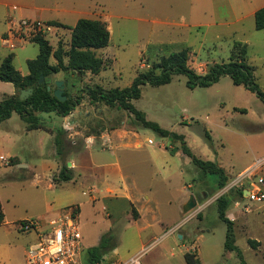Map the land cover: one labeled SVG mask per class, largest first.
<instances>
[{"label": "rangeland", "instance_id": "374dc122", "mask_svg": "<svg viewBox=\"0 0 264 264\" xmlns=\"http://www.w3.org/2000/svg\"><path fill=\"white\" fill-rule=\"evenodd\" d=\"M216 1L219 0H87L86 18L105 22L111 32L109 46L98 51V56L109 65L97 77L86 74L81 79L58 74L67 80L64 91L84 98L85 105H79L73 117L41 114L45 118L44 130L40 131L24 132L25 124L18 115L0 125L2 135L10 132L17 140L16 143L0 140V202L5 213V222L0 226V264H24L27 249L37 240L35 233L18 231V222L48 221L71 207L79 213L84 259L86 251L108 235L112 241L103 256L104 263H125L150 247L142 257V264H187L184 255L188 252L195 253L202 264H240L236 252L224 249L227 227L217 211L221 196L231 200L227 215L234 216L231 220H235L236 245L246 263L264 264V201L254 202L240 194L251 189L256 178H264V169L257 170L256 177H249L248 170L244 171L264 158V103L256 93L234 85L229 76L209 88L191 90L186 86L187 77L178 75L167 85L143 86L142 97L133 101L147 120L184 135L198 158L222 164L228 181L224 188H219L218 177L202 174L182 152L180 142L171 147L179 152L166 150L168 138L134 123L127 111L105 104L95 107L85 92L88 86L105 90L129 87L138 73L160 56L183 48H190V66L205 74L212 65L229 62L233 53L241 50L238 42L247 45V61L255 68L257 82L264 92V30H256L254 19L210 28L191 25L204 16L202 10L209 3L211 22L219 21ZM37 24L30 29L20 27L14 36L30 39L41 32L54 49L60 42L65 49L69 47L70 30ZM16 44L15 49H9L0 41V64L4 53H12L15 68L26 74L27 60L37 58L39 46ZM50 62L54 64V58ZM50 86L52 91L56 89L55 84ZM4 88L7 87L0 90ZM81 110L90 111L91 116L86 124L76 127L79 132L76 135H71L74 131L67 125L73 146L82 141L86 146L90 131L107 133L114 128L138 131L143 146L134 148L133 138L120 142V146L115 144L118 147L113 153L84 147L80 152L59 158L54 142L56 129L69 119L82 121ZM86 126L90 130H84ZM149 139L153 144L148 143ZM126 143L131 146L125 147ZM9 155H17L20 160L7 159ZM73 158L77 167L73 166ZM152 159L155 164H151ZM65 162L72 164L74 179L56 185L51 177L59 174ZM189 184L192 188L185 189ZM108 188L116 191L109 194ZM130 191L134 199L144 203L142 212L141 202L129 204L124 199ZM190 191L197 206L184 213L188 223L176 227V221L181 219L180 204L188 199ZM181 233L184 239L180 238ZM249 240L260 242L261 247L253 249Z\"/></svg>", "mask_w": 264, "mask_h": 264}, {"label": "trees", "instance_id": "16d2710c", "mask_svg": "<svg viewBox=\"0 0 264 264\" xmlns=\"http://www.w3.org/2000/svg\"><path fill=\"white\" fill-rule=\"evenodd\" d=\"M256 30H264V7L255 13L254 17ZM47 26L66 28L71 30V41L67 49L60 42L54 50L49 40L41 32L36 33L29 40L39 46V55L36 59L28 60L27 67L29 74L24 76L14 66V54H9L0 64V81L11 83L17 90L16 95H6L0 101V125L9 120L14 113L26 125L27 130H44L43 117L41 114L54 113L59 118L68 117L76 108L82 104L84 98L78 95H70L64 91L65 101H60L54 96V91L48 90L47 79L61 72L76 75L83 78L90 72L98 75L106 70L109 65L106 60L98 56V51L105 49L110 44L111 32L107 24L101 20L81 18L74 27L66 26L62 23L51 21ZM241 46V50L233 53L227 63L214 64L205 74L197 73L189 64L190 48H183L176 52H171L160 56L157 61L151 63L148 69L138 73L131 86L126 88H114L105 90L100 86L91 87L87 95L91 104H105L115 107L118 110L129 112L133 116L134 123L141 125L145 129L152 130L162 138L171 139L173 143L180 142L182 152L187 155L197 166L202 174L217 176L219 188H224L228 181L225 170L216 162L202 160L198 158L188 146L185 136L162 128L158 123L149 121L146 114L139 110L133 101L142 97V87L150 85L159 87L170 84L175 76L185 75L187 77L186 86L193 90L196 88H209L218 83L222 77L229 76L236 86H244L249 91L256 93L264 103V92L261 90L255 75V68L247 61V45L236 43ZM56 59V65L50 64L51 56ZM41 77L45 82L40 83ZM56 87V86H55ZM32 89L33 93L25 100H20L21 90ZM83 92V91H82ZM68 131L62 126L56 129L55 146L56 155L59 158L66 157L71 152H80L85 147V142H73L68 137ZM101 135L99 132H88L87 136ZM206 137L211 142V137L206 133ZM77 143V145H76ZM167 147V149L172 148ZM15 161V158H12ZM18 162L17 164H19ZM74 179L73 168L68 167L65 162L57 176L52 178L54 184L70 182ZM243 195L244 191H240ZM231 200L227 196H221L217 200V211L219 218L227 227L224 249L226 252H236L240 259V264H247L242 251L236 245L235 223L231 220L227 211ZM5 222V213L0 202V226ZM111 237L103 235L99 244L86 251V258L89 263L99 262L110 249ZM249 244L255 250L260 247V242L249 240ZM187 264H201V260L195 253L188 252L184 255Z\"/></svg>", "mask_w": 264, "mask_h": 264}, {"label": "crops", "instance_id": "0c3cea01", "mask_svg": "<svg viewBox=\"0 0 264 264\" xmlns=\"http://www.w3.org/2000/svg\"><path fill=\"white\" fill-rule=\"evenodd\" d=\"M195 1L196 0H194V2ZM209 4H206V6L204 7V10H202V12L204 13V16H201V17L197 16L198 17V18H196L197 22H193L191 24L193 27L210 28V27H213L216 25L229 26V25H234V24L243 22L244 20L254 19L255 13L259 9L264 7V0H219V1H216L215 2L216 9L217 8L219 9L218 10V16L220 15L221 17L219 16V21L214 22V23L211 22L212 21L211 17H209V16H211V14L213 15V13L208 8ZM86 10H87V0H0V41H1V45L3 47L9 48V49H15L17 47L16 43H19V44L20 43L21 44L32 43L29 39H24V38L21 39V38H17L14 36V32L20 28L19 27L20 22L46 24V23L51 22V21H56V22H59V23L66 25V26L74 27L77 24L79 19L86 18V12H87ZM32 44H35V43H32ZM9 54H12V53H9ZM9 54L4 53V55H2L3 59H1V63L4 60V58L6 56H8ZM14 58H15V55H14ZM52 58H54L53 55L51 56L50 60ZM30 60H33V59H30ZM54 60H55V63L52 64L50 62V64L56 65L57 61L55 58H54ZM13 63H14V61H13ZM27 69H28V67H27ZM20 72L24 76L29 74V70L26 74L22 71H20ZM61 73H64V72H61ZM87 74L92 75L94 77H97L100 73L98 75H93L90 72H87ZM72 77H74V75H72ZM88 79H90V81H93L94 78L89 77ZM57 80L64 81L65 87H66L67 80L64 77H58V74H55L51 77L50 85L55 84V81H57ZM83 81L85 83V82H87V79H84ZM3 86H5L7 88L6 89L4 88V90H0V101L6 95H16L17 94V90L13 84L0 81V87H3ZM91 87H95V86L86 87V90H85L86 95H87V91H90ZM86 97H88V95ZM83 105H85V103L81 104V106H83ZM98 106H99V104L95 105V107H98ZM234 110L238 111L237 108H235ZM75 114H76V112H72L70 114V116L73 117ZM14 115H18V114L14 113L13 116ZM79 115L84 116V119L82 121H79V120H75V121L71 120L70 121V119H69L68 122L62 123V127L64 129H66L67 125H68L69 126L68 128H70L72 131H74V133L71 135L78 134L79 132L76 131V127L79 126L81 123L86 124L87 119H89L91 116L90 111H83V110H81L79 112ZM12 117L9 120H11ZM43 118H45V117H43ZM84 130L88 131V130H90V128L88 126H86L84 128ZM23 131L27 132V133H31V132L40 131V130L29 131V130H27L26 125H25ZM137 132L138 131H126V130H121L120 128H114V129H111L107 133L102 132L101 135L98 137H96L94 135L86 136L87 145L85 146V149L90 150L93 147H98L102 151H112V153H113V152H115V148L118 147V145H116L114 147L115 144H119V146H120V145H122V144H120V142L130 141L133 138L136 139L134 141V145H133L134 148L140 149L143 146V143L139 141L140 138H139V134ZM51 138H53V136H51ZM0 140H2V142H10V143L11 142L12 143L17 142V140L10 134V132H6L4 135H2L0 132ZM148 143L153 144V141L151 139H149ZM123 145L125 147L131 146V144H127V143L123 144ZM166 150H171V149H167V147H166ZM178 152H179V150H178ZM88 157L90 158V162L92 163L93 160H92L91 156L89 155ZM11 158H18L19 159V157L17 155H9L7 159H11ZM74 158L72 160L73 166L76 165V167H77V163H76V160ZM260 159L261 158H259L258 160H260ZM214 162H216L220 167H222V164L219 161H214ZM256 162L254 164L250 165L249 167H247L244 171L252 169L255 166ZM152 163L155 164L156 160L152 159L151 164ZM163 169L166 171L165 168H163ZM223 169L226 172V169L225 168H223ZM166 173H167V171H166ZM181 173H182V171H181ZM51 179H52V177H51ZM192 186H193L192 184H189L186 186L185 189L189 190V188H192ZM94 190L95 189L92 190V188H91V192H94ZM115 191L116 190L113 188H108V190H107V192L109 194H113ZM191 196H194V193L190 191L188 193V196H187L188 199L181 202L180 209H179V214L181 216L180 217L181 219L176 221L174 226L177 227V226L181 225V227H183L184 225H186L188 223V220H186L187 219L186 216L184 217L183 215L185 213L184 207L188 203V201L190 200ZM244 196H246V193L244 194ZM124 199L129 204H135V203L141 202V206H140L139 211L142 212V208L144 206V203L142 201H137L136 199H134L131 191H130V194L125 195ZM146 202H145V204H146ZM149 203L150 202H148L147 204H149ZM60 215H61V213H58L56 217H58ZM228 217H230V219H234V216H232L231 214H229ZM231 217H233V218H231ZM233 221H235V220H233ZM180 238L184 239L185 235L183 233H181ZM260 247H261V245H260ZM201 264H202V262H201Z\"/></svg>", "mask_w": 264, "mask_h": 264}, {"label": "built area", "instance_id": "2783aa9c", "mask_svg": "<svg viewBox=\"0 0 264 264\" xmlns=\"http://www.w3.org/2000/svg\"><path fill=\"white\" fill-rule=\"evenodd\" d=\"M36 23L20 22L19 27L35 28ZM37 25H41L38 23ZM48 28H50L48 26ZM264 169V158L258 160L255 166L248 170L249 177L256 171ZM246 198L254 202L264 201V178L259 176L251 189L244 190ZM16 229L24 233H35L37 240L26 251L24 264H142L143 255L150 249L144 248L127 262L89 263L83 257L85 246L79 213L74 208L66 209L57 218L42 221L40 219L23 220L16 224Z\"/></svg>", "mask_w": 264, "mask_h": 264}, {"label": "water", "instance_id": "95a60500", "mask_svg": "<svg viewBox=\"0 0 264 264\" xmlns=\"http://www.w3.org/2000/svg\"><path fill=\"white\" fill-rule=\"evenodd\" d=\"M45 80H44V77H41L40 79V83H44ZM47 83H50L51 82V79H47L46 80ZM55 86H56V89L54 90V96L60 100V101H65L67 98L66 96H64V87H65V82L62 81V80H57L55 81ZM48 90L50 91L51 90V86L48 85ZM33 93V90L32 89H28V90H21V93H20V100L23 101L25 100L26 98H28L30 95H32ZM171 145V139H169V142L167 144V147H169ZM173 152L176 153L178 152V148H174L173 149ZM19 166H22L21 164H18ZM68 167H71V163H68ZM245 194V193H244ZM197 206V201L195 199L194 196H191L190 200L188 201V203L185 205L184 207V212H188V211H191L193 210L195 207Z\"/></svg>", "mask_w": 264, "mask_h": 264}]
</instances>
